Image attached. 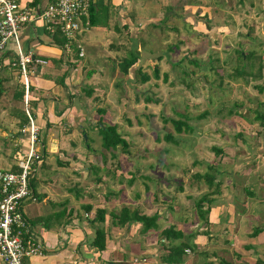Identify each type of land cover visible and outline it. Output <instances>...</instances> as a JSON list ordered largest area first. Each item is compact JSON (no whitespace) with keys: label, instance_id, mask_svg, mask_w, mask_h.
Wrapping results in <instances>:
<instances>
[{"label":"crops","instance_id":"crops-1","mask_svg":"<svg viewBox=\"0 0 264 264\" xmlns=\"http://www.w3.org/2000/svg\"><path fill=\"white\" fill-rule=\"evenodd\" d=\"M17 1L23 8L41 12L52 0ZM229 1L93 0L89 17L83 20L84 29L76 35L70 48L66 47V38L61 32L47 29L41 21L21 27L19 35L24 52L47 62L32 67L30 110L40 129L44 158L33 170L31 196L22 206L33 235L43 245L44 255L28 259L26 264H165L171 249L181 244L190 247L186 249L189 253L183 264H221L222 261L264 264L263 255H252L258 249L264 250V232L252 236L256 229L264 228V215H260L264 212V170L259 172L256 168L257 165L264 166V119L260 120L256 115L258 112L264 117V98H259L264 94V61L263 67L260 62L259 67H254L256 76L252 71L244 75L245 67H253L246 61L260 55L258 51L240 52L245 61L241 64L242 70L241 65L236 66L238 77L234 80L238 89L233 101L223 89L222 78L215 82L212 75L219 70L212 61L214 55H224V48L220 49L222 41L238 36L240 25L247 30L243 37L259 40L253 31H259V24L262 25L264 0H238L241 6L237 11L230 7ZM233 1L234 6L238 5L236 0ZM243 3H249L250 12L245 10L243 14ZM235 11L237 17L233 18L231 13ZM251 14L254 17L250 19ZM152 37L158 38V42L163 39V49L154 50L149 42ZM201 39L212 42L203 71L197 68L198 60L192 62L182 58L189 52L206 53V49L197 47ZM232 52H237L236 47ZM132 56L137 62L128 74H123L121 64ZM17 62V47L11 42L0 53V171L14 173L19 172V163L27 148L23 130L28 123L27 120L24 123L23 82L18 80V71L14 69ZM185 63L194 68L182 69ZM148 64H155L152 78L147 74L150 71ZM104 70L108 71L111 80H115L120 72L121 77L115 83V90L120 95L117 104L130 103L127 83L131 81L126 79H131L132 73H136L133 83L149 84L148 88L153 86L160 90L158 93L144 92L145 89L134 91L144 102L161 101L160 92L164 87L159 81L170 86L177 81L195 91L197 94L191 96L179 91L169 93L167 102L170 105L177 96L185 101L179 110L173 106L175 118L169 120L179 116L186 119L193 139L189 144L191 148L187 149L192 152L196 150L194 146L204 141L212 154H207L210 160L193 159L183 167L180 162L171 164L163 159L156 164L134 159L119 161L122 151L134 156L129 143L126 151L121 146L115 150L103 149L98 129L101 125L116 126L122 137L130 135L129 132L124 134L117 118L102 108L112 103L108 95L103 96L108 89L96 86L94 82L98 76L105 75ZM240 76L242 82H239ZM143 77H149V80L143 83ZM249 77L256 78L255 88L262 94L251 93L250 97L245 92L243 82ZM186 78L195 86L188 87ZM229 82L228 79L227 86ZM154 94L159 96L158 99ZM247 98L252 104L247 102L242 107L245 112L236 111L238 103L246 102ZM191 102L201 103L205 111L199 116L188 114ZM102 103L106 104L99 107ZM213 106L216 107L211 111L209 108ZM148 117L149 112L145 115ZM210 117H214L219 125L236 127L229 130L232 135L225 134L232 143H213L211 135L215 132L204 128L206 125L197 126L198 121ZM195 118L198 121L193 122ZM173 131L177 132L174 125ZM222 135L223 132L219 136ZM255 136L257 138L245 146V139ZM185 140L188 139L177 140L175 145L189 141ZM215 148L221 152L217 154ZM222 151H225V157H222ZM229 166L233 169L225 172L223 168ZM244 168L249 169L246 178H254L256 182L238 183L237 186L236 177ZM202 185L206 186L204 192L188 195L187 198L193 201L188 208L181 203L180 195L174 194H185L188 188L199 191ZM235 198L240 202L246 200V203L254 199L250 211L245 215L236 213ZM202 201H205L204 215L199 216L196 204ZM125 208L131 214L158 216L156 226L146 231L138 222L121 223L118 219ZM99 210L106 212L102 224L96 222ZM98 229L106 233V249L101 252L93 246ZM173 229L182 236L167 238L164 235L165 231ZM0 264L3 263L0 261Z\"/></svg>","mask_w":264,"mask_h":264},{"label":"rangeland","instance_id":"rangeland-1","mask_svg":"<svg viewBox=\"0 0 264 264\" xmlns=\"http://www.w3.org/2000/svg\"><path fill=\"white\" fill-rule=\"evenodd\" d=\"M238 2V5H235V2L233 0L229 1V5L232 9H236V11L240 8L238 6H241L239 1L236 0ZM242 7H244L243 9V14L246 11L250 12V5L243 3ZM241 10V9H240ZM233 12L231 13L232 17L235 18L237 17V13ZM264 11V10H263ZM242 14V15H243ZM250 19L253 16V14H251L250 16H248ZM262 25L259 24V28L260 30L257 31L256 33L253 31V33L256 35L257 38H259V40H252L250 38H245L243 37L246 33L247 30L244 29V27L242 25L239 26V32L238 36H233L229 39L228 41L223 42L222 41V45L220 47V49L224 48V55H214V58L212 59V61L215 63V68L219 69L218 71L212 72L213 75V79L214 81H220V77L222 78V85H223V89L224 91L227 90L228 91V99H231V101L234 100V97H236L237 95V81L234 80L235 78H237L238 76H236L237 74V70H236V66H240L241 64H243V62L245 60H243L242 55L240 52H244L245 54L248 53H253L258 51L257 53L260 55V57L255 58L253 56H251L250 61H246V64L252 63V66H247L245 67V69H243V65H241V70L243 69L244 71V75H248L247 71H252V75L256 76V69L254 67H259V62L264 61V17H262ZM237 24V23H236ZM246 31V33H245ZM245 33V34H244ZM244 34V35H243ZM170 39H168L167 42H169ZM149 42L152 46H154V50L155 49H163L162 45L163 44V39L159 40L158 42V38L156 37H152L149 38ZM175 42H177V40H175ZM238 43V44H236ZM197 47H199L201 50L206 49V53H197L198 55H195L196 52H189L187 55H184L182 58L185 59V61H189L192 60V62H194L195 60H198L197 63L199 64L197 68H199L201 71H203V69L206 67L207 64V60L209 59V53H210V49L209 47H212V42L210 40H205V39H201L198 41L197 43ZM168 48L169 45L167 46ZM236 47V53L232 52L233 48ZM152 50L153 48L150 47ZM219 49V50H220ZM229 50V51H226ZM239 53V54H238ZM195 55V56H194ZM250 57V56H248ZM171 59H174L175 57H170ZM175 58V59H179ZM212 58V57H211ZM194 59V60H193ZM260 59V60H259ZM170 60V59H169ZM153 62V61H152ZM155 64L156 61L154 60ZM154 64V65H155ZM190 64V63H188ZM150 66V64H148ZM150 66V71H148L147 74H149L152 78V75L154 74V70L155 67ZM178 67V66H177ZM221 67L224 68L221 70ZM13 68V67H12ZM186 69V70H191L194 68V65H187V63L184 64V67L182 69ZM14 69H17L18 71V80L21 81V75H20V68L19 67H15ZM165 70H169V69H165ZM105 75L104 76H98L97 79L94 80L95 85H102L103 87H106L108 89V92L105 93L103 96L108 95V99L112 100V103L107 104V107H102L103 109H108V113H111V117H116L117 121L119 122V126L123 128V132L124 134L129 132L130 135L126 136L124 135L123 137L126 139V141L131 145V150L134 152L133 155L135 156H130L129 153L127 154L126 152H120L119 156L120 159L119 161H124V160H131L134 159L135 161H146L148 163H154L156 164V162L161 163L160 161L163 159V162H167V161H171V164L174 163L175 161L180 162L183 167L186 166L188 164V162L190 160L193 159H198L199 161H209V157H208V153L210 155H212L209 152V146H206V142L203 141V143H200L199 145L194 146L193 148H196V150L193 149L192 152H190L187 148H191V146H189L190 144V140L192 139L190 137V133L188 132L186 135L184 134H178L177 132L173 131V125L175 123V121L177 120H181L186 122L185 124L187 125V127L189 126V124L187 123L186 119H184L183 117L179 116L178 119H172L170 122V117L175 118V114L172 108L175 107L176 110H179V108L181 107V104L183 103V105L185 104V101L183 99H181L180 97H178L174 102L171 103V105L167 102L168 99V95L169 93L179 91L183 94H186L187 96H191L194 94H197L195 91H193L190 88H186L184 85L182 84H178V82H174V84H172V86H170L169 83H162L161 81H159L158 83L160 84L161 87H164V90L160 92V97H162L160 102H144L141 101L142 100V96L141 95H135L134 91H142L141 89H145L144 92H146L147 90L150 91V93L152 92H156L158 93L160 90L155 89L153 86L149 87V84H138V83H133L134 80V75H136V73H132L131 74V79L127 78V80L131 81V83H127V90H128V96L131 99L130 103L123 105L116 102V99L120 96L118 95V92H116L115 90V83H117V81H119L118 77H121L120 72L117 73V77L115 78V80H111L108 76H107V70H104ZM160 72L162 71L161 69L159 70ZM173 74V73H172ZM250 75V76H252ZM154 76V75H153ZM189 76V75H188ZM229 79V83L227 86V80ZM240 81L242 82V77L240 76ZM116 81V82H115ZM258 82L256 81V78L253 79L251 77H249L248 81L246 82L244 80L243 85H244V89L245 92L251 97V93H254V95H260L262 93H260L256 88H255V83ZM93 83V81H92ZM183 83V82H182ZM16 81L15 84H13L14 86L16 85ZM185 84L188 85V87H192L195 86L194 82H191L190 79L186 78L185 80ZM21 84H18V86H21ZM22 89H23V85H22ZM218 89H215V92H217ZM174 93V94H175ZM155 97H159L157 94H154ZM225 95V92H224ZM102 96V97H103ZM152 96V95H151ZM180 96V95H179ZM259 98H264V94L262 96H260ZM100 99V98H98ZM158 99V98H157ZM155 99V100H157ZM138 103H135L136 101ZM246 102L243 103H238L237 109L236 111H242L245 112L242 107L246 106L249 102V104H252L251 101L249 100V98L245 99ZM23 103V110H24V99L22 100ZM192 103V102H191ZM106 103H102L99 104V107L104 105ZM255 105V103H254ZM174 106V107H173ZM190 107L187 108V112L188 114H192L194 116H199L203 113V111H205V107L202 106L201 103L199 104H195L192 103V107L191 105H189ZM253 106V105H252ZM151 107V108H149ZM216 106H213L211 108H209L211 111L214 110ZM221 109V107H220ZM149 112L150 117L145 118V115ZM162 112V115L160 116ZM222 112V111H220ZM227 113V109L225 111L224 114ZM249 113V112H247ZM256 115L260 118V120L264 119V117L260 116L258 114V112L256 113ZM109 118V117H108ZM165 119V120H164ZM110 121V120H109ZM198 121L196 118L193 119V122ZM192 122V120H191ZM172 123V124H171ZM259 123V121H258ZM202 125H206L204 126V128H206L208 131H213L215 132V134L211 135V137L213 138V143H224V144H228V143H232L233 140L229 139L225 134L226 133H230L231 135L233 134V130H235V126L230 125L229 128L226 125H219V123L215 120L214 117H210V118H205L204 120L202 119V121H198L197 126L200 127ZM228 125V124H227ZM263 126V124H262ZM262 126L261 129L263 128ZM190 127V126H189ZM232 128V131H229ZM264 130V129H263ZM190 131V130H189ZM187 132V131H184ZM224 133V135L219 136L221 133ZM173 134L174 136H176V138L174 139L175 142H171L173 144H171L170 142H167L166 140H164L165 135L167 134ZM192 133V132H191ZM257 137H252L249 139H245V146H249L251 144V142L253 140H255ZM182 139H188L185 141H188L187 143L183 142V143H179L177 145H175L177 143V140L181 141ZM220 139V141H219ZM223 139V140H222ZM193 140V139H192ZM98 144V143H97ZM243 146V147H245ZM165 147V148H164ZM170 147V148H168ZM164 148V149H163ZM227 148H225L226 150ZM130 151V149H129ZM139 154V156H138ZM222 157H225V151H222ZM143 163V162H142ZM246 163V162H245ZM243 163V165L245 164ZM252 163V162H251ZM232 165V164H231ZM247 168V167H246ZM244 168V171L242 172V170L240 172H242L240 175H238L236 177V185L238 186L239 184H242L244 182H251V183H255L256 179L251 178V179H247V173L249 171V169ZM256 168L258 169L259 172L264 170V166H260L257 165ZM233 169V166H229V167H224L223 170L225 172H228L229 170ZM164 170V169H163ZM239 172V173H240ZM182 178V177H181ZM180 180V179H178ZM262 184L264 185V178L262 179ZM187 187V186H186ZM184 187V188H186ZM172 188V187H171ZM206 186L202 185V188L197 191L196 189H193V191H190V189H186L185 194H181V192H176L174 194L176 195H180V201L183 204L184 207H189L191 205V203H193L192 200H189L187 197L188 195H194L197 196L199 195L201 192L205 191ZM171 193H173L174 191L171 190ZM246 201V200H244ZM240 202L237 198H235L233 204L235 209V212L241 215H245L246 211H250V207L252 206V204L254 203V199L249 200L248 203L246 202ZM185 203V204H184ZM205 207V205H204ZM203 207V208H204ZM203 208H201L200 210L197 208V204H196V212L198 213L199 216L204 215V211ZM260 215H264V212L261 213ZM258 253V255H257ZM253 256H259V255H263L264 256V250H259L257 252L252 253ZM218 258V257H217ZM136 264H139V262H136Z\"/></svg>","mask_w":264,"mask_h":264},{"label":"built area","instance_id":"built-area-1","mask_svg":"<svg viewBox=\"0 0 264 264\" xmlns=\"http://www.w3.org/2000/svg\"><path fill=\"white\" fill-rule=\"evenodd\" d=\"M92 3L93 0H52L38 12L34 8L21 7L17 0H0V53L9 43L16 44L18 62L14 65L20 68L24 110L28 119L23 130L27 136V148L22 154L19 172L0 171V261L3 264H26L28 259L44 255L43 245L33 235L22 206L31 196L33 170L44 158L40 129L30 110L32 67L46 65L47 62L24 52L19 35L21 27L41 21L47 29L61 32L66 38V47L70 48L76 35L84 29L83 20L88 19Z\"/></svg>","mask_w":264,"mask_h":264},{"label":"trees","instance_id":"trees-1","mask_svg":"<svg viewBox=\"0 0 264 264\" xmlns=\"http://www.w3.org/2000/svg\"><path fill=\"white\" fill-rule=\"evenodd\" d=\"M92 9V8H91ZM90 9V10H91ZM242 58L244 59L243 55ZM260 60V59H259ZM137 62L136 57H130L129 60L123 61L121 64V72L123 74H128L129 69ZM260 65L263 67V61L260 60ZM261 74V71H260ZM149 80V77H143L142 82L145 83ZM24 86V85H23ZM21 97L24 99V89L22 91ZM26 120L28 119L24 118V123H26ZM186 122L178 120L175 121L174 128L177 131V133L182 134L184 131L189 132L190 127L185 124ZM99 129V136L102 139V147L103 149L109 151L111 149L115 150L119 146L123 148V150L128 149V142L122 137V135L118 132L116 126H105L101 125V127H98ZM191 132V131H190ZM165 140L167 142H175L173 135L168 134L165 136ZM217 154H219L221 151L218 149H213ZM210 168V166H208ZM205 201L197 203V208L200 210L201 208L204 207ZM105 215L106 212L104 210H99L97 211V216H96V222L102 224L105 222ZM202 216V215H201ZM205 218V217H204ZM121 223H126L127 221L129 223L131 222H138L140 224L144 225V228L146 231L153 229L156 226V222L158 221V216H153V217H145V216H140L138 213L131 214L130 210L128 209H123L121 212V216L118 219ZM176 231L173 230H167L165 231L164 235L167 238H175L177 236H182L181 233H175ZM261 232H264V228H258L254 231L252 236H258ZM205 234H209L208 232H205ZM97 250L105 251L106 249V233L103 229H98L97 230V236L94 241V245ZM186 249H190L189 246L185 244H181L180 246H175L171 249L170 253L166 257L164 263L165 264H183L184 258L187 256L186 254L189 253L187 252ZM221 264H227L224 261L221 262Z\"/></svg>","mask_w":264,"mask_h":264}]
</instances>
